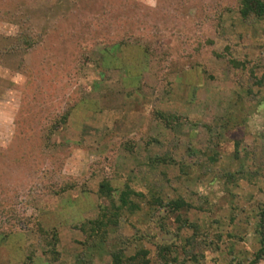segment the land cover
Masks as SVG:
<instances>
[{
  "label": "rangeland",
  "instance_id": "rangeland-1",
  "mask_svg": "<svg viewBox=\"0 0 264 264\" xmlns=\"http://www.w3.org/2000/svg\"><path fill=\"white\" fill-rule=\"evenodd\" d=\"M241 1L0 0V264H112L125 240L123 260L253 261L264 16Z\"/></svg>",
  "mask_w": 264,
  "mask_h": 264
},
{
  "label": "trees",
  "instance_id": "trees-1",
  "mask_svg": "<svg viewBox=\"0 0 264 264\" xmlns=\"http://www.w3.org/2000/svg\"><path fill=\"white\" fill-rule=\"evenodd\" d=\"M249 12H254L259 17L264 16L263 2H261L259 0H242L241 1V13L243 14L244 18H246L248 16ZM25 39L26 38L21 39V41H24V42L26 41L27 42L26 44L29 45L31 41H28ZM31 44L33 45V42H31ZM130 194H131V191H126L122 195V197L120 199L122 204H125L126 206H128ZM172 204L174 205V210H178V208L180 206H182V207L187 206V204L184 203L183 201H176V202H173ZM112 215L104 214L102 217H99L97 220L88 222L87 225H89V227L90 226L91 227L88 228V230H86L84 227H82L81 231H83L85 234H88V232H89L91 234V235L88 234L89 238L91 236H93L94 238L98 236L99 238L101 237V239H102L104 236H106L108 234L107 230L109 229V227L117 224V222L114 219V216L111 217ZM259 217H260V231H259V233H260L261 239H262V248L255 255V258L253 259V261L250 264H258L262 261L264 262V206H263V208L259 214ZM127 241L128 240H125V242H127ZM124 243L123 242L121 243L124 245V247L122 246V248H117L118 250H115V251H112L114 248L113 247L114 244L110 247V250L112 253L111 257L113 260L112 264H149V261L147 260L149 252L146 250L140 251V252L136 253L135 256H132V257H129V258H126L125 260H123V256H124L123 253L126 250V247L128 246V244H124ZM164 249L166 250V248H164ZM138 258H142V260L140 262H137Z\"/></svg>",
  "mask_w": 264,
  "mask_h": 264
},
{
  "label": "clouds",
  "instance_id": "clouds-1",
  "mask_svg": "<svg viewBox=\"0 0 264 264\" xmlns=\"http://www.w3.org/2000/svg\"><path fill=\"white\" fill-rule=\"evenodd\" d=\"M150 2L154 4V0H150Z\"/></svg>",
  "mask_w": 264,
  "mask_h": 264
}]
</instances>
